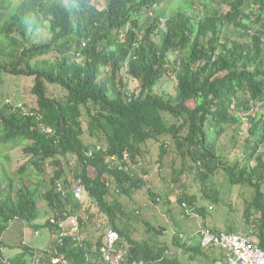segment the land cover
<instances>
[{
    "label": "trees",
    "instance_id": "trees-1",
    "mask_svg": "<svg viewBox=\"0 0 264 264\" xmlns=\"http://www.w3.org/2000/svg\"><path fill=\"white\" fill-rule=\"evenodd\" d=\"M38 29L49 37L32 41ZM5 76L31 84L0 101V264H116L100 251L110 227L119 264L224 262L201 230L150 217L152 204L264 249V0H0ZM13 148L24 162L8 173ZM70 216L79 227L61 228ZM16 221L47 246L7 243Z\"/></svg>",
    "mask_w": 264,
    "mask_h": 264
},
{
    "label": "rangeland",
    "instance_id": "rangeland-1",
    "mask_svg": "<svg viewBox=\"0 0 264 264\" xmlns=\"http://www.w3.org/2000/svg\"><path fill=\"white\" fill-rule=\"evenodd\" d=\"M196 5L198 7V11H202L204 9V7L201 3H197ZM48 37H49L48 29H38V30H35L34 33L31 35V40L32 41H43V40L47 39ZM5 78H6L5 81L2 84H0V101H5V100L6 101L7 100L15 101L19 98H22V94L19 91H22V89H24L23 91L26 92V87L29 84H31L30 80L28 81L24 78H18V77L14 78V77H10V76H5ZM135 86H136V83L133 82L132 87H135ZM164 88L166 90L172 92V93H175V90H176L175 82L174 81H168ZM151 148H152V151L155 153L156 148L153 146ZM2 155H3V160H4V161L2 160V162L5 164V168H6L8 173L12 172L14 169H17L24 162L20 148H13L9 152H4ZM146 160H147V163L151 162V155L150 154H147ZM158 167H159V165H155L154 174L158 170ZM0 168L3 169L2 166ZM220 179H221V181L223 180L222 177H220ZM225 186H226L224 188V195L225 196H228L229 194H234V193H231L230 188H232V187L230 184L226 183ZM188 187L190 188L189 184H188ZM190 190H191V192H196L197 187L194 186V187L190 188ZM242 192H244L246 195L249 196L251 193V189L248 187L242 188ZM137 196H141V197H138L140 202L141 201L147 202L148 195L145 194L144 191L143 192L139 191ZM144 210H145V208H144ZM147 212H148V215L150 217H153L154 219H156V216L159 217V218L158 217L157 218L160 219V221L165 222L164 219H166V223L169 224L168 225L169 229L172 226H175V228H174L175 231L179 228H182V229H185L186 231H189V232H186L185 234H187V233H195L196 234L197 231H199V230L202 231V223L204 222V219L197 217L196 214H192V217H188L185 219L181 216L180 210L176 209L174 220H172V219L168 218L169 215L166 213V207H164L161 204L150 205V207L147 209ZM215 213L219 215V211H216ZM221 216L222 215H219V217H221ZM209 217L210 218H207V220L209 222H211L213 220L215 225H222L221 223L223 221L220 220L217 217V215H211ZM76 218H77V222L80 223L79 216H77ZM168 219H170V220H168ZM40 222H44V220H41ZM95 223L97 225L99 224V225L104 226V223H102L101 220H99V221L96 220ZM138 226L141 227L142 230L145 229V227L143 226V223H138ZM44 230H46V229H44ZM34 231L35 230H33V228H32V230H31V228H27V234L25 235L24 226L22 225L21 221H16V223L11 228H9V230H7L5 232L4 239L7 243H18L19 244L23 240H26L30 244L37 246L38 248L45 247L47 242L49 243V236L48 235H42V234L38 235L36 233H35L36 236H34V233H33ZM252 238L257 240V238H255V237H252ZM194 242H197L196 238H194ZM218 251H220V250L218 249Z\"/></svg>",
    "mask_w": 264,
    "mask_h": 264
},
{
    "label": "built area",
    "instance_id": "built-area-1",
    "mask_svg": "<svg viewBox=\"0 0 264 264\" xmlns=\"http://www.w3.org/2000/svg\"><path fill=\"white\" fill-rule=\"evenodd\" d=\"M76 198H81L84 194L83 188L76 187L74 190ZM77 216H70L65 221L59 223L60 227L65 229L67 226L78 228L80 223L77 222ZM204 246L218 245L225 251V261L220 264H264V249L260 247L257 240L244 233H220V235L213 234L210 231L202 230ZM65 234L61 233V237ZM83 239L84 236L82 235ZM121 236L119 232L110 227L105 233V241L101 246V256L107 261H114L119 264L124 259L125 250L118 249L116 246L120 241ZM118 250H117V249ZM52 259V258H51ZM61 258L55 259L54 262L60 261ZM40 257H37L33 264L40 263ZM52 261V260H51ZM51 261L49 264H51ZM133 264H147L144 261H135Z\"/></svg>",
    "mask_w": 264,
    "mask_h": 264
},
{
    "label": "crops",
    "instance_id": "crops-1",
    "mask_svg": "<svg viewBox=\"0 0 264 264\" xmlns=\"http://www.w3.org/2000/svg\"><path fill=\"white\" fill-rule=\"evenodd\" d=\"M47 243H48V242H47ZM45 246H47V244H46ZM220 255L225 257V251H222ZM220 261H221V260H220ZM220 261H217V263L219 264ZM197 262H198V261L196 260V261H195V264H196ZM217 263H216V264H217Z\"/></svg>",
    "mask_w": 264,
    "mask_h": 264
},
{
    "label": "clouds",
    "instance_id": "clouds-1",
    "mask_svg": "<svg viewBox=\"0 0 264 264\" xmlns=\"http://www.w3.org/2000/svg\"><path fill=\"white\" fill-rule=\"evenodd\" d=\"M201 232H202V231H201ZM257 241H258V239H257ZM258 243H259V241H258ZM224 261H225V260H224ZM221 262H223V261H220L219 264H220Z\"/></svg>",
    "mask_w": 264,
    "mask_h": 264
}]
</instances>
